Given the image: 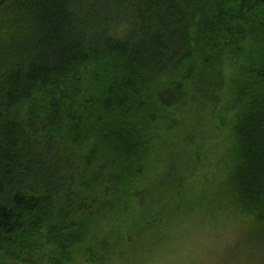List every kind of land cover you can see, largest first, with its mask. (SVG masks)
I'll list each match as a JSON object with an SVG mask.
<instances>
[{
  "label": "trees",
  "instance_id": "1",
  "mask_svg": "<svg viewBox=\"0 0 264 264\" xmlns=\"http://www.w3.org/2000/svg\"><path fill=\"white\" fill-rule=\"evenodd\" d=\"M226 55L236 165L218 201L264 238V0H0V264H73L144 207L166 111L219 103ZM92 62L83 112L63 88Z\"/></svg>",
  "mask_w": 264,
  "mask_h": 264
},
{
  "label": "rangeland",
  "instance_id": "2",
  "mask_svg": "<svg viewBox=\"0 0 264 264\" xmlns=\"http://www.w3.org/2000/svg\"><path fill=\"white\" fill-rule=\"evenodd\" d=\"M96 65L92 62L79 68L74 79L69 78L67 88H63L64 94L71 96L77 105L85 104L83 112H87V101L95 88L100 86L94 72ZM220 69V82H224L226 87L216 90L219 103L201 100L197 114L196 106H190L197 103L166 111L167 119L160 131L163 138L155 141L156 153L147 171V182L140 186L145 190L152 187L155 194L151 193L144 207L134 205L131 213L120 222L115 220L107 225L97 241L77 247L73 252V264H127V258L143 246L146 234L164 223L171 213L202 205L227 210L234 217L240 238L230 253H236L243 247L252 253L247 264H264V238L257 237L254 231L247 228L248 220L242 214L218 201L236 165L232 135L236 113L227 107L230 96L226 81L234 72L230 56L224 57ZM164 82L166 80L154 86ZM44 102L45 98L38 95L34 103L42 106ZM171 118L177 120L173 128L168 123ZM161 179L166 180L162 188ZM104 242L108 245L107 251L104 250ZM47 250L44 248L41 253L47 254Z\"/></svg>",
  "mask_w": 264,
  "mask_h": 264
},
{
  "label": "clouds",
  "instance_id": "3",
  "mask_svg": "<svg viewBox=\"0 0 264 264\" xmlns=\"http://www.w3.org/2000/svg\"><path fill=\"white\" fill-rule=\"evenodd\" d=\"M238 225L224 209L207 205L174 211L146 234L127 264H247L252 253L230 249L239 240Z\"/></svg>",
  "mask_w": 264,
  "mask_h": 264
}]
</instances>
